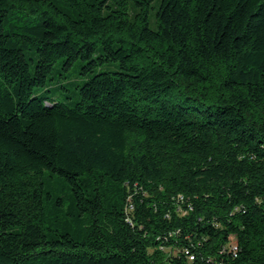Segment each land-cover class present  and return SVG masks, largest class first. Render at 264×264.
I'll return each instance as SVG.
<instances>
[{
  "label": "trees",
  "instance_id": "1",
  "mask_svg": "<svg viewBox=\"0 0 264 264\" xmlns=\"http://www.w3.org/2000/svg\"><path fill=\"white\" fill-rule=\"evenodd\" d=\"M0 264H264V0H0Z\"/></svg>",
  "mask_w": 264,
  "mask_h": 264
},
{
  "label": "rangeland",
  "instance_id": "2",
  "mask_svg": "<svg viewBox=\"0 0 264 264\" xmlns=\"http://www.w3.org/2000/svg\"><path fill=\"white\" fill-rule=\"evenodd\" d=\"M151 23H152V26L154 27L153 21ZM74 70H72V71H74ZM72 71L69 72V73H65L66 76L68 77L67 79L74 80V79H76L79 76V75L78 76L76 75V73H77L76 71H74V72H72ZM67 86L70 87L69 85H67ZM66 94L67 93L63 89H61L60 91L57 92V94H56L54 99L62 100L63 98H65Z\"/></svg>",
  "mask_w": 264,
  "mask_h": 264
},
{
  "label": "built area",
  "instance_id": "3",
  "mask_svg": "<svg viewBox=\"0 0 264 264\" xmlns=\"http://www.w3.org/2000/svg\"><path fill=\"white\" fill-rule=\"evenodd\" d=\"M191 259H193V257Z\"/></svg>",
  "mask_w": 264,
  "mask_h": 264
}]
</instances>
